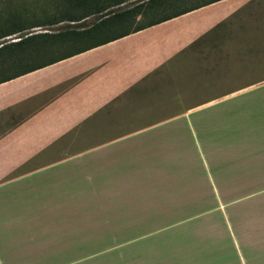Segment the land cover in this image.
<instances>
[{
	"label": "crops",
	"instance_id": "0c3cea01",
	"mask_svg": "<svg viewBox=\"0 0 264 264\" xmlns=\"http://www.w3.org/2000/svg\"><path fill=\"white\" fill-rule=\"evenodd\" d=\"M111 45L0 83V264H263L244 254L249 197L208 191L205 155L235 147L243 117L264 135V0H219L96 48ZM221 115L234 116L226 141L207 134ZM248 157L231 163L264 162Z\"/></svg>",
	"mask_w": 264,
	"mask_h": 264
},
{
	"label": "rangeland",
	"instance_id": "374dc122",
	"mask_svg": "<svg viewBox=\"0 0 264 264\" xmlns=\"http://www.w3.org/2000/svg\"><path fill=\"white\" fill-rule=\"evenodd\" d=\"M140 0H127L122 4L111 7L112 10H122L124 8L137 4ZM60 6L66 7L64 0H0V27L3 25V17L7 15H16L20 18L22 26L26 29L22 32L7 35L0 39V45L8 41L19 39V35L25 33H37V32H57L62 29H66L69 26H81L92 23L95 21L97 15L89 16L81 21L67 20V17L62 16L58 9ZM75 23V24H74ZM116 50L114 45L108 47H100L91 50L90 52L83 53L81 55L73 56L60 62H94V59L103 57L106 52ZM14 69H11L12 72ZM234 115V114H232ZM231 115V116H232ZM219 116L220 120L216 121L213 118H209L210 130L207 134L212 135V139H228L231 132H228L230 125L228 124L234 116ZM245 116L243 113H239V118ZM259 119H263L260 115ZM249 121L246 117L239 120L237 125H233L235 130L232 134H236V138L233 140L235 147L230 142H222L217 147L206 148L205 158L208 162L206 187L209 189L212 187L211 183H216L220 188L228 187L230 184L234 192L243 193L240 197L248 198L242 201L241 205H248L247 212L250 219L253 220L254 226L257 227L256 237L253 242L254 250L249 254L244 250L246 258H252L254 262L262 261L264 264V243L260 245V241H264V162H233L231 160L247 159L248 155H258L261 158V154H264V148L252 147L253 142H263L264 135L262 131H255V133L249 134L247 129ZM220 128V131L214 129ZM187 138L191 140V150L198 158L199 147H197L196 141L201 139V132L195 128L194 130L187 129ZM230 133V134H229ZM258 134V135H256ZM254 135V136H252ZM213 144H216L213 143ZM255 158V157H254ZM218 159V169L215 170L216 160ZM228 160L230 162H228ZM215 161V162H214ZM209 179L211 181H209ZM211 182V183H210ZM248 196V193H253ZM214 201V196H208V202ZM235 225V224H234ZM259 231V232H258ZM241 238V236H240Z\"/></svg>",
	"mask_w": 264,
	"mask_h": 264
},
{
	"label": "trees",
	"instance_id": "16d2710c",
	"mask_svg": "<svg viewBox=\"0 0 264 264\" xmlns=\"http://www.w3.org/2000/svg\"><path fill=\"white\" fill-rule=\"evenodd\" d=\"M125 1L64 0L67 6H60L58 11L67 20L77 22L97 15L95 21L81 26H69L57 32L25 33L19 35V39L2 43L0 83L219 0H140L122 10H112L111 7ZM2 19L0 39L26 29L16 15H7ZM11 69L14 70L10 72Z\"/></svg>",
	"mask_w": 264,
	"mask_h": 264
}]
</instances>
